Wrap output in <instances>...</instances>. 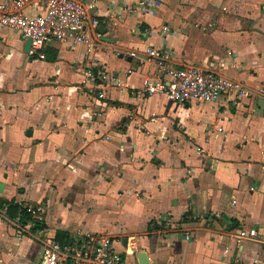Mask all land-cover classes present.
Instances as JSON below:
<instances>
[{"label": "crops", "instance_id": "1", "mask_svg": "<svg viewBox=\"0 0 264 264\" xmlns=\"http://www.w3.org/2000/svg\"><path fill=\"white\" fill-rule=\"evenodd\" d=\"M138 2L96 0L91 15L105 34L89 52L52 42L41 59L21 32L0 25L5 214L46 205L43 224L58 242L107 235L125 264H139L141 251L149 264H264V242L235 240L253 228L264 238V94L186 104L135 95L163 81L144 57L149 45L179 68L264 88V0H153L147 13L125 12ZM44 10L34 0L25 12ZM91 67L124 90L84 83ZM0 264H42L40 242L2 217Z\"/></svg>", "mask_w": 264, "mask_h": 264}, {"label": "built area", "instance_id": "2", "mask_svg": "<svg viewBox=\"0 0 264 264\" xmlns=\"http://www.w3.org/2000/svg\"><path fill=\"white\" fill-rule=\"evenodd\" d=\"M34 0H0V25L17 30L23 37L31 40L34 55L44 59L45 51L52 42H68L74 46H85L92 51L102 38L99 32L100 20L91 15L96 8V0H44L45 10L38 15H29L26 7ZM153 0H139L135 6H126L125 12L136 14L139 11L152 10ZM169 28L165 27L164 31ZM150 29H144L142 35L148 37ZM132 57H140L135 52H126ZM144 57L152 61L163 76V81L148 83L138 90V97L161 94L179 104L190 102L215 103L224 95H232L235 101L248 99L256 94H264V88L254 89L244 82L225 77L215 71L204 70L197 66L179 68L174 65L170 54L154 46H147ZM131 71H129L130 73ZM84 83L99 85L114 82L122 87L123 81L107 74L101 68H89L84 73ZM105 98L104 91L98 93ZM219 132L223 129L219 128ZM198 153H203L198 148ZM1 201V200H0ZM4 206H0V217L18 228L22 236L28 235L37 239L42 247V264H125L124 256L115 250L113 238L107 235L89 233L78 245H63L41 228L45 221L48 206L41 205L28 208L30 219L23 223V216L16 218L6 215ZM237 246L247 241L264 242L256 228L241 229L235 236Z\"/></svg>", "mask_w": 264, "mask_h": 264}, {"label": "trees", "instance_id": "3", "mask_svg": "<svg viewBox=\"0 0 264 264\" xmlns=\"http://www.w3.org/2000/svg\"><path fill=\"white\" fill-rule=\"evenodd\" d=\"M0 206H3V202L2 201H0ZM18 210H19V206H17V205H11L8 208V214L11 217H16L18 215ZM20 214L23 216V219H24L23 223H26L30 219V214L28 213L27 209H21ZM39 227L45 228L46 225L45 224H42Z\"/></svg>", "mask_w": 264, "mask_h": 264}, {"label": "water", "instance_id": "4", "mask_svg": "<svg viewBox=\"0 0 264 264\" xmlns=\"http://www.w3.org/2000/svg\"><path fill=\"white\" fill-rule=\"evenodd\" d=\"M98 30L102 35L105 34L103 25H100L98 27ZM25 48H26V51H29L31 49V40L30 39H27ZM137 258H138L139 264H149V260H148V256H147L146 252H144V251L139 252L137 254Z\"/></svg>", "mask_w": 264, "mask_h": 264}]
</instances>
